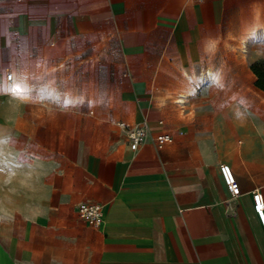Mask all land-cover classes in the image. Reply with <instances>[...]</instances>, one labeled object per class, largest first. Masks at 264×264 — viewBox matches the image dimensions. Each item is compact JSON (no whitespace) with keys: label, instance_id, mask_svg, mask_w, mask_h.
I'll return each mask as SVG.
<instances>
[{"label":"crops","instance_id":"crops-1","mask_svg":"<svg viewBox=\"0 0 264 264\" xmlns=\"http://www.w3.org/2000/svg\"><path fill=\"white\" fill-rule=\"evenodd\" d=\"M255 12L264 0H0V264H264V138L251 142L230 98L166 93L220 58L234 68L224 43ZM46 80L82 86L84 101L98 86L105 139ZM116 119L146 122L147 140L131 151ZM159 132L172 136L161 148ZM84 202L103 207L99 227L78 217Z\"/></svg>","mask_w":264,"mask_h":264},{"label":"rangeland","instance_id":"rangeland-1","mask_svg":"<svg viewBox=\"0 0 264 264\" xmlns=\"http://www.w3.org/2000/svg\"><path fill=\"white\" fill-rule=\"evenodd\" d=\"M256 19L260 21L261 25H264V14L262 15L259 12H255L252 14L248 24L240 32L229 35L227 41L224 43V46L231 51L229 56L232 57L234 61V68H221L222 58H220L217 68L208 69L209 72L215 75L214 79H206L210 81H197L198 78H194L193 80L196 83L193 84V86L185 85L173 92H166L169 93L171 102L176 99L178 94L187 95L192 93L194 87L197 88V92H199L200 95H217L213 98H215L219 104L225 102L227 98L232 99L234 101L233 108L235 110H240V114L245 111V113L249 115L251 123L249 130L251 142L255 143L258 142L259 137L264 138V91L255 87L254 82L256 80V75L251 70V66L255 63H262L264 67V33L258 30L254 38L246 39L244 43H242V38H246L245 33L253 26L252 24L255 23L254 21ZM61 56L63 57V55ZM45 71L51 72L52 70L47 69ZM202 71L203 72H199L198 75H201V73L207 74L206 72H208L206 70ZM92 73L96 74L97 71L92 70ZM222 76H227L229 82L222 83L220 79ZM202 82H205V84ZM15 83L16 81L13 84ZM13 84L8 86V91H10ZM97 87L96 85H91L90 98L85 101L83 100L82 86H57L50 80H46V84L42 88L43 92L48 93L50 97L55 99L60 98L58 95L59 93H64L65 99L60 103H80L78 107H80L85 121L90 123L91 126V138L103 140L105 138L100 127L108 122L109 118L104 111L105 102L97 97ZM22 90H24V88ZM227 94L228 96H226ZM202 103V107H205L206 101ZM88 110H91L92 114H88ZM114 121L115 122L110 126L111 129L113 131L123 130L116 125L117 119ZM97 128L98 130H96ZM112 138L118 139V136L113 135Z\"/></svg>","mask_w":264,"mask_h":264},{"label":"built area","instance_id":"built-area-1","mask_svg":"<svg viewBox=\"0 0 264 264\" xmlns=\"http://www.w3.org/2000/svg\"><path fill=\"white\" fill-rule=\"evenodd\" d=\"M11 73L6 74V80L11 82ZM91 114L92 112L89 111ZM117 126L125 131V139L128 148L135 151L144 143L149 136V127L146 122L139 125H129L124 122H118ZM154 143L161 148L172 141V136L167 132H159L154 136ZM219 174L226 188L227 193L231 197L239 195V187L236 178L228 164L221 163L219 165ZM253 209L262 226H264V201L262 194L255 190L252 193ZM76 212L78 217L86 224L99 227L103 221V207L100 204L84 202L77 205Z\"/></svg>","mask_w":264,"mask_h":264},{"label":"bare ground","instance_id":"bare-ground-1","mask_svg":"<svg viewBox=\"0 0 264 264\" xmlns=\"http://www.w3.org/2000/svg\"><path fill=\"white\" fill-rule=\"evenodd\" d=\"M258 30H260V31H262L264 33V25H261L260 22H255L253 24V26L247 31V33H245V35H246L245 37L246 38H244V37L242 38V43H244L246 39L254 38L257 35V31ZM214 77L215 76L211 72H208L207 74H201L199 79L201 81H207L206 79H210V78L214 79ZM202 83H204V82H202ZM21 88L22 87H20L17 83H15L10 88V92L13 93V94H20L21 93L20 92ZM193 91H194V89H193ZM175 101L180 103V104H182L183 103V98L182 97L181 98L180 97H176Z\"/></svg>","mask_w":264,"mask_h":264},{"label":"trees","instance_id":"trees-1","mask_svg":"<svg viewBox=\"0 0 264 264\" xmlns=\"http://www.w3.org/2000/svg\"><path fill=\"white\" fill-rule=\"evenodd\" d=\"M251 70L256 75L254 82L255 87L264 91V67L262 63H255L251 66Z\"/></svg>","mask_w":264,"mask_h":264}]
</instances>
